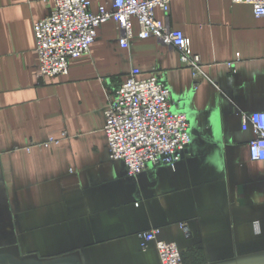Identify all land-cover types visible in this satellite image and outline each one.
Returning a JSON list of instances; mask_svg holds the SVG:
<instances>
[{"label": "crops", "instance_id": "0c3cea01", "mask_svg": "<svg viewBox=\"0 0 264 264\" xmlns=\"http://www.w3.org/2000/svg\"><path fill=\"white\" fill-rule=\"evenodd\" d=\"M87 1L93 14L111 7ZM51 4L0 0V264H160L139 238L151 230L183 264H264V161L251 160L241 119L264 112V17L232 0L155 11L189 40L204 78L176 48L140 39L133 19L128 48L105 22L66 76L41 80L33 24ZM133 69L165 82L192 134L173 168L136 177L110 160L103 131L108 95Z\"/></svg>", "mask_w": 264, "mask_h": 264}, {"label": "built area", "instance_id": "2783aa9c", "mask_svg": "<svg viewBox=\"0 0 264 264\" xmlns=\"http://www.w3.org/2000/svg\"><path fill=\"white\" fill-rule=\"evenodd\" d=\"M232 1L248 4L255 17H264V0ZM170 3L171 0H110L109 9L100 7L93 14L87 0H52L49 15L33 24L38 79L66 76L68 61L88 54L96 28L105 22L112 21L119 27L122 32L119 44L128 48L133 19L140 39L154 38L176 48L181 64L191 71L192 78H204L201 61L193 54L189 40L155 18L156 10L167 14ZM139 73L138 69L130 71L127 79L108 95L104 111L103 131L109 158L123 162L132 177L147 167L173 168L192 140L187 114L173 104L165 82L158 77L139 79ZM241 119L242 129L250 128L254 134L249 143L251 160L264 161V112L245 114ZM50 143L55 142L50 140L43 146ZM182 228L185 230V226ZM156 235L157 230H151L139 234V238L154 243L160 264H183L177 246L157 240Z\"/></svg>", "mask_w": 264, "mask_h": 264}]
</instances>
